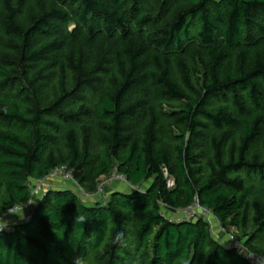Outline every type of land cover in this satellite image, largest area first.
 Masks as SVG:
<instances>
[{
  "label": "trees",
  "instance_id": "trees-1",
  "mask_svg": "<svg viewBox=\"0 0 264 264\" xmlns=\"http://www.w3.org/2000/svg\"><path fill=\"white\" fill-rule=\"evenodd\" d=\"M30 1L0 0V217L62 165L86 190L115 170L139 188H50L0 264H250L178 218L196 201L264 254V0Z\"/></svg>",
  "mask_w": 264,
  "mask_h": 264
},
{
  "label": "rangeland",
  "instance_id": "rangeland-1",
  "mask_svg": "<svg viewBox=\"0 0 264 264\" xmlns=\"http://www.w3.org/2000/svg\"><path fill=\"white\" fill-rule=\"evenodd\" d=\"M13 2L15 3V5L18 4V0H13ZM44 5H46V0H31L30 3L28 4L29 14L36 13ZM37 68H38L39 74L42 76V80H47L49 78H52V79L55 78L54 81H56L57 77H55L53 73L55 72L56 69H52L53 66H50V64H46L45 67L39 66ZM172 71H173V68L172 70L170 68L171 73ZM60 72L62 73V69H60L59 72L56 71V73H60ZM46 89L48 90L47 92H45V93H48L46 94L47 96L46 98H48L49 101L52 102L58 99L59 91H58V87L55 84H53L51 87H46ZM163 107L166 110H170V107L168 105H164ZM30 185L33 191L32 202L28 205L15 208L16 210H18L19 208L24 207V215H25L24 219H26L29 216V213L33 209L35 202L38 201V199H40L42 195L46 193L50 188H69L77 192L89 204L94 203V202H103V203L106 202L108 200L107 193L110 190L111 191L114 189L131 190V189L139 188L137 186H132L128 184L126 181L115 177L114 179L105 178L101 180V182L98 184V186L94 190H86L73 180L70 181V180L65 179L62 176H52L51 174H49L42 181L33 179ZM147 186L148 184L144 183L142 187H147ZM182 211H181V214H178V216H181L184 214ZM208 215H210L209 216L210 219L207 220V222H209L210 224L211 235L214 239L220 241L221 243L227 246L231 245L230 234L235 235L239 240H241L238 237V231L235 227L228 225V224L224 225L221 222L219 223V220L214 216V214H208ZM3 219L9 222V226L21 220L18 216L10 215L9 212H7V214L3 217ZM241 242L245 244L244 241L241 240ZM241 252H242V249H241ZM252 252H255V251L252 250Z\"/></svg>",
  "mask_w": 264,
  "mask_h": 264
},
{
  "label": "built area",
  "instance_id": "built-area-1",
  "mask_svg": "<svg viewBox=\"0 0 264 264\" xmlns=\"http://www.w3.org/2000/svg\"><path fill=\"white\" fill-rule=\"evenodd\" d=\"M50 174L52 176H62V177H64L67 180L75 181L73 171L67 165H62V166H58V167L54 168L50 172ZM115 177L126 181V178L123 175L119 174L116 170L112 173V175L109 177V179H114ZM39 181H42V180H39ZM174 185H175L174 179L173 178H169L168 179V186L169 187H173ZM32 195H33V191H32ZM31 202H32V199L30 200L29 204ZM181 211L182 210H180L178 212V214H181ZM182 212L184 214L179 216L178 218L196 219V218H199V217H203L206 220H209L210 219V217H209L210 215H208V214H214L210 209L202 206L199 203V201H196L193 205H191L189 208L185 209ZM30 213H29V216H30ZM219 223H220V220H219ZM230 243H231L230 247L236 248L244 256V258L249 261L250 264H264V254L252 252L249 248H247V246L245 244H243V242H241V240H239L233 234H230ZM241 249H242V252H241Z\"/></svg>",
  "mask_w": 264,
  "mask_h": 264
},
{
  "label": "clouds",
  "instance_id": "clouds-1",
  "mask_svg": "<svg viewBox=\"0 0 264 264\" xmlns=\"http://www.w3.org/2000/svg\"><path fill=\"white\" fill-rule=\"evenodd\" d=\"M9 214L18 216L21 220H23L25 218L24 207H21L18 210L9 209ZM85 220L86 218L83 216L76 217V222L83 223ZM8 228H9V222L3 219L2 217H0V233H2L5 229H8ZM73 264H84L83 258L80 256H75L73 258Z\"/></svg>",
  "mask_w": 264,
  "mask_h": 264
},
{
  "label": "crops",
  "instance_id": "crops-1",
  "mask_svg": "<svg viewBox=\"0 0 264 264\" xmlns=\"http://www.w3.org/2000/svg\"><path fill=\"white\" fill-rule=\"evenodd\" d=\"M110 191H111V190H110ZM110 191H108V193H107V194H109V192H110ZM226 246H227V245H226ZM229 247H230V246H229Z\"/></svg>",
  "mask_w": 264,
  "mask_h": 264
}]
</instances>
